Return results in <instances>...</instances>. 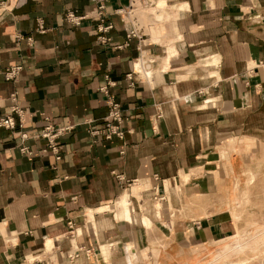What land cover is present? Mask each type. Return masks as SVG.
Returning a JSON list of instances; mask_svg holds the SVG:
<instances>
[{
    "label": "crops",
    "instance_id": "obj_1",
    "mask_svg": "<svg viewBox=\"0 0 264 264\" xmlns=\"http://www.w3.org/2000/svg\"><path fill=\"white\" fill-rule=\"evenodd\" d=\"M0 1V117L17 101L32 134L0 126V264H132L233 235L234 196L264 170V0H107V32L93 0ZM105 85L123 139L89 131L105 123ZM46 116L72 125L60 159L33 135ZM125 195L180 213H148V228L124 219Z\"/></svg>",
    "mask_w": 264,
    "mask_h": 264
},
{
    "label": "rangeland",
    "instance_id": "obj_2",
    "mask_svg": "<svg viewBox=\"0 0 264 264\" xmlns=\"http://www.w3.org/2000/svg\"><path fill=\"white\" fill-rule=\"evenodd\" d=\"M188 177V174H184V179H188ZM252 180L241 187V193L235 195L231 203V210L236 221V231L233 235L206 243L175 242L172 248L165 249L164 255L160 258H133L132 264H137L138 260L141 261L140 264H264V170L255 176L254 182ZM140 182L138 181V183ZM149 187L150 185L146 184L142 188ZM166 187L170 193L169 181H167ZM138 196L141 197L140 194ZM201 198L202 196H196L195 199L199 202L202 200ZM195 199L194 201H196ZM117 208L119 207L117 206ZM141 208L142 211L134 207L136 210L134 220H139L148 228L153 226V222H151L153 219L148 213H155L157 217L171 214L175 217L180 213L172 206L169 211L167 204L160 196L153 201L142 199ZM124 219L134 221L127 217ZM143 219L146 222H142ZM167 243L166 239L163 244L167 245Z\"/></svg>",
    "mask_w": 264,
    "mask_h": 264
},
{
    "label": "built area",
    "instance_id": "obj_3",
    "mask_svg": "<svg viewBox=\"0 0 264 264\" xmlns=\"http://www.w3.org/2000/svg\"><path fill=\"white\" fill-rule=\"evenodd\" d=\"M97 5V15L100 20V24L98 28L100 31L107 32L113 25L112 23L104 24L106 20V1L107 0H93ZM3 5V2L0 1V6ZM87 14L77 15L74 11H68L66 14L67 20L79 24L82 19L86 18ZM43 27V26H42ZM132 34H136L135 31ZM100 38L104 40H108V36L101 35ZM22 70L21 65H12L5 69L3 72L4 77L7 80L17 79ZM135 71H137L135 69ZM133 73H129L128 77L132 78ZM101 90L107 92L108 94V114L105 117V123L102 127H94L91 126L89 128L90 133L93 136L103 135L107 139H111L113 137H119L123 139L125 137L126 131L121 127L122 123L126 120V115L124 109L122 108L120 102L117 101L114 94L109 93L108 86L105 85L101 87ZM13 99H16V93L13 94ZM162 113L160 112L159 115ZM27 119V113L25 109L17 102L14 101L10 107V112L2 115L0 117V126L6 129H10L12 131H18L22 137V139H28L32 136L27 130H25V122ZM47 120L46 125L37 133L33 134L34 136L43 137L46 139V146L44 150H51L56 154V158H61V149L62 144L59 141V138L65 133L69 132L72 129V125L67 126H55L49 121V117L46 116ZM21 150L23 152L31 153L30 148L23 144L21 146ZM163 198L162 196L160 197ZM88 252L90 251L87 250ZM75 255V253H70V256ZM28 264H43L42 260L32 259Z\"/></svg>",
    "mask_w": 264,
    "mask_h": 264
},
{
    "label": "bare ground",
    "instance_id": "obj_4",
    "mask_svg": "<svg viewBox=\"0 0 264 264\" xmlns=\"http://www.w3.org/2000/svg\"><path fill=\"white\" fill-rule=\"evenodd\" d=\"M165 4H166L165 0L159 1V6H163ZM261 18L263 19L264 16L263 17L261 16ZM117 203H118L119 210L121 211V213H123V216H125L127 218H135L136 217V210L134 209L133 205L130 203V198L128 195H125L124 197L120 198ZM159 205H161V204H159ZM159 209H161L160 206H159ZM235 215H238V214H235ZM91 216L93 217V215H91ZM147 220H148V218H147ZM142 222H146V221H144V219H143ZM151 222H153V221H151ZM52 246H53V240L47 239L46 248L49 249ZM129 248L133 249V246L131 245V246H129ZM103 249H104V252L107 254L106 246H103Z\"/></svg>",
    "mask_w": 264,
    "mask_h": 264
},
{
    "label": "water",
    "instance_id": "obj_5",
    "mask_svg": "<svg viewBox=\"0 0 264 264\" xmlns=\"http://www.w3.org/2000/svg\"><path fill=\"white\" fill-rule=\"evenodd\" d=\"M123 3L125 5V7H129L131 4V0H123Z\"/></svg>",
    "mask_w": 264,
    "mask_h": 264
}]
</instances>
